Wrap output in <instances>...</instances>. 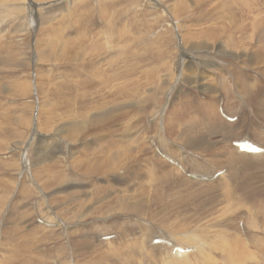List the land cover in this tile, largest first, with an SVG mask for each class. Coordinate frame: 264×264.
I'll list each match as a JSON object with an SVG mask.
<instances>
[{"label":"rangeland","instance_id":"obj_1","mask_svg":"<svg viewBox=\"0 0 264 264\" xmlns=\"http://www.w3.org/2000/svg\"><path fill=\"white\" fill-rule=\"evenodd\" d=\"M253 1L249 2V0H235V3H237L235 9L236 15L232 19H224L218 21L220 12L222 10L221 3L222 5H224L225 0H0V57L5 58L10 54L15 55L17 53V50L12 49L10 46L20 45L22 48L21 52H24V64L29 70L28 71L25 69H19L20 75L24 78H31V90L26 100L14 101L11 99H4L3 101L6 102V104L9 102L7 104V107L8 105L15 107L18 104V109L12 110L11 113H15L17 110L18 113H21L22 111H20L19 109L24 108L22 106L23 102L24 104H30V107L26 109L27 112L25 114V117L27 119L30 118V124L29 126L28 124L24 126L19 125L20 128H18L14 127L16 126L15 121L11 123L5 122L4 127H7L6 129L14 127V130H12V132L6 131L5 128L3 130H0V180L4 179L1 180V182H3V185L1 183L0 186L1 188H4V191H6L2 192L3 190L0 188V200H3V204H0V264H11L15 262L17 264H63L62 261H70L71 264H76L77 260H83V257H81L80 255L84 253H87L85 260H87L88 262L91 257V253L96 248H94L90 244V246L88 245L87 247L79 245L77 249L74 248L73 242H81L79 240H91L93 245L95 246H99L100 243L106 242L104 243V245H100V247L97 248L98 251H101V248L103 247V250L101 252L108 250L110 245L114 247H120L122 245L120 241H123L125 239L128 240V243L135 240L145 239L146 244L148 245L147 240H149L148 238H150V236H161L162 234H166L165 236L167 238L174 241L176 240L175 238L183 236V233L185 235L191 233V236L193 238H195V236L197 235L202 234L204 235V242L212 241L216 244H219L220 233L222 234L225 231H228L230 233L231 231L234 232L235 228L238 225H241L242 227V222L243 226L244 223H246L244 231L248 235H252L251 237H253V235H255L256 233L259 239L264 238L263 223L259 222V227L263 228V230L260 229L256 232L254 231V233L253 230L250 229V231H252L251 234L248 231L249 226L247 225L249 223V220L252 219L253 216L256 214V211H262L264 220V160H245L236 157L235 151L232 150L234 149V147L230 144V141L229 143H225L227 136L225 134L226 132L220 134L217 133L210 136L208 133H203L208 134L206 137L211 140L210 143L212 147L211 151L205 153L206 156L200 155L199 157V154H197L198 152L195 153L192 150L187 151L186 149H184L186 148V146L181 141L178 142L172 138L171 131L180 134L182 126L175 127L173 130H170V132L167 133L166 130L163 128L162 123L159 122L161 120V117H159L157 122L155 121V123L152 119L148 121H139V124L144 126H146L147 124L151 125L152 123H154L153 126L158 127V130H153L147 132L146 134H136L137 130L135 129L133 131L134 134H125L128 130L132 129L135 126L134 116V122L132 120V122H129L128 120L130 119L128 118L134 115V112L132 111V106L134 104V100L137 101L138 99V95L136 94V92H146V95H143V97L147 98L145 96H148L147 94H149L153 89V85L151 83L152 78L153 81L158 79L159 71L158 73H153V71L150 69L151 66H147L150 62L149 60L153 57V51L156 50L161 52V48L164 47L162 52H165L167 49L166 41L168 40L169 51L177 53V51L183 49V51L187 54L197 55L201 52V44L203 42H212V39L216 37L219 38L221 41L230 43V41H232L234 37L240 36L244 32L243 30H249L250 26L253 24L254 26H251V29L254 28L253 31H250L249 35L242 40L245 42L246 39H248L252 34L256 32L255 27L258 26L256 24L262 22H259V20H264V5L260 7V3L264 4V0H255V9L258 7L263 8L262 10L260 9L261 12L260 10H258L259 8L256 9L258 11L254 10L255 13L253 11V6L255 4ZM185 3L188 5H185ZM258 4L259 6H257ZM250 5L253 6L250 7ZM132 6L133 8L131 9ZM127 8L131 9L129 13H125V10ZM251 11L253 12L251 13ZM247 13H249L251 16ZM109 16H112L113 20H109ZM202 17L204 18V21H200V18ZM252 18H255V20H253ZM113 21H115L116 27H119L118 29L120 30H118L117 28L115 29L114 34L116 37L114 36L113 32L110 35L114 38L113 44L110 46L111 50H121L122 52V50L124 49L121 48L126 47L128 49V47L131 48V46H134L136 43V48H131L132 53H130V50H128V54L130 55L123 56L125 57V59L121 56L122 59L119 60V58H117L115 60L113 55L111 56L112 52L108 50V45L111 40L109 42V40L106 38L107 32L104 33V27L105 24ZM157 21H160L159 24L160 26H162V30L169 31V34H166L164 38H162L164 42L161 43L163 44H160L159 37H157V33H160L162 31L161 28H154V24H156ZM245 25L246 27L243 28V26ZM234 30H238L239 35H236L238 34V32L236 31L235 33ZM216 33L221 34V36H217ZM121 34L126 35L127 38L125 36L123 38ZM133 37H135V39H133ZM136 37H138V39L144 38V42L141 39L138 40ZM169 37L171 38V41H173V43L170 42ZM184 39L189 42L190 46H185ZM55 40L57 45L55 44ZM101 41L102 43H100ZM128 41L129 43H126ZM59 42H61L60 45ZM130 42L134 43V45H130ZM148 44L151 46L149 47ZM58 45L60 47H58ZM66 45L67 47H69L67 48ZM55 47L57 51H55L56 49L54 50ZM58 49L60 50L58 51ZM62 50L63 52L67 51V54L63 53ZM45 51H50L51 53L52 61L50 62V64L42 62L41 59L39 60L40 57L38 56H43L44 54H47V52ZM133 51L137 53L134 54L135 52ZM59 52L61 53V55H59ZM103 52L105 53L104 55ZM172 52L167 54L166 57L168 59L166 58L164 62H174L176 60L177 57ZM139 53L142 54H140L142 58H145H143L144 60L141 59V61H139V59L141 58V56L139 58ZM132 55L134 58H131ZM100 56L102 58H100ZM114 56H116V53L114 54ZM217 56L215 58L217 62H219L218 64L223 66L224 69H227V61H229V63L232 61L233 63L238 62L233 57L219 55ZM53 57L55 58V60L53 59ZM69 57H72V59H70ZM65 58L67 60H70V62L68 61V64L70 66L72 64L73 66L70 67L69 65H64L65 63L63 62L65 61L67 64V60H65ZM76 58L78 61L76 60ZM126 58L129 63L128 61H126ZM170 58L171 60H169ZM227 58L229 59L227 60ZM93 59L97 62H95ZM108 59H111L112 62H110V60ZM131 59H133L134 61ZM101 60L103 63L101 62ZM100 62L102 64H100ZM97 63L99 66L97 65ZM110 64L114 69H110ZM117 65L118 67H120L119 65H122V68H118ZM123 65H125V67ZM162 65L163 63L161 64V66ZM101 66L103 68V72ZM99 67L101 69H99ZM165 67L166 66H164V68ZM2 68L3 66H0V69ZM115 68L118 69L115 70ZM123 68L124 70H121ZM164 68H161L162 71ZM70 69L74 70L71 71ZM78 69L80 70L78 71ZM263 69L264 66H262V70ZM219 70L222 72L220 67ZM113 71H117V73ZM239 71L246 70L244 67L237 68L233 72V75L235 74V72ZM125 72H128V74L130 75L127 77L125 75ZM30 73L32 74L31 76ZM70 73H72V75H70L72 77L69 76ZM92 73L94 74L93 76ZM73 74L76 75L74 76ZM95 75L99 77L104 76V79L109 82L106 83V81L104 80L100 81ZM114 76L117 78V80ZM170 76V74L164 75L163 78L167 80V78H169ZM223 76L227 79L228 84L233 87L234 90L235 82H233V79L235 78V75L232 78L230 74L223 72ZM66 78L68 79V81H71L68 82L66 80L65 82ZM72 78L75 79V81ZM4 80V78L3 80L2 78H0V83H3ZM93 80L95 82L97 80L102 84L98 82H96L98 84H92L91 81ZM258 80L260 81V83H258L257 85L264 87V77L262 74L258 75ZM248 82L254 84L249 80ZM88 84L91 85L89 86ZM104 85L106 87L108 86V89H105ZM91 86H93L94 88H91ZM110 87L113 91L109 90ZM165 87L166 86H163L161 88L163 89V93L159 96L163 97L165 93L164 99L161 100L162 106H164L166 109L165 111H167L164 114V117H169L170 114H172L176 103H179V101L181 103L185 95L186 98L184 100H187L189 99V97H191L192 99H194L195 103H198L199 97L202 98V100L198 104L199 111H202V108L200 107L201 102L204 103L205 101L206 103V101H210L205 94L197 91L195 88L188 87L187 85H184L183 87L186 92L183 94L180 92V94L177 96L169 95L168 89H164ZM119 89L122 93L118 91ZM126 89H128V92ZM116 90L117 92H119L120 96L118 93L114 92ZM98 91L101 93V97ZM108 91H110V95H108ZM106 92L107 94H105ZM84 93L86 95H84ZM111 94L115 97L112 98ZM94 95L97 97H94ZM121 97L122 99H120ZM127 97L130 98L128 99ZM101 98L104 99L102 100ZM105 98L107 99V101ZM232 98L240 101L239 108L243 109V115L253 117L255 122H259V120H256L254 117L253 108L248 105V102L244 100L243 96L240 93L234 90ZM122 100H125L124 104L127 103V105H125L127 107L126 111L128 110V107H132V114L130 113L131 111H129L130 109L128 110L131 115L128 113V111H124L125 106ZM129 100H132V102H127ZM85 101L86 103H84ZM96 101L99 102L97 103ZM100 102L102 105H99ZM87 104H90V107L89 105L87 106ZM92 104L93 107H91ZM95 104L98 105H96L97 107L100 106L99 109L95 107ZM220 105L223 107V100ZM84 106H86V108ZM105 106H108L107 108L109 109H103ZM119 106L121 107L119 108ZM151 107H154V105H152ZM90 108H92L91 111ZM121 108L124 111L122 113L120 112L121 110H119ZM182 108L183 110L188 112L189 117L194 116L196 118L197 115L199 117L202 116L192 110L189 103L185 104V106ZM53 109L55 112H53ZM55 109H57V111ZM150 110L152 109L150 108ZM85 111H88V113H90L86 122H83L80 116ZM100 111L101 113L99 114L98 112ZM103 112L111 113V117L110 115L108 117V114L107 116H104L105 113ZM125 112L128 114V117L127 114H123ZM96 113L98 115H96ZM112 113L115 115V118L118 117V121L117 119H113L114 115ZM102 115L104 116V118ZM121 115H124L125 117L122 118L123 116ZM172 116L173 114L171 115V117ZM12 117L15 118V120L17 121L19 115H13ZM168 117L166 118V120H168ZM108 118L110 119V121ZM180 118L187 121V119H184V117ZM111 119H113V124L107 123V120L109 122H112ZM237 119L238 117H232L228 120L233 123L236 122ZM102 121L105 122L103 123ZM127 122H129V124ZM98 123H100L101 125ZM105 123L109 125L106 126ZM131 123H134V125H130ZM125 124L127 127H122L123 125L125 126ZM97 127H99V129ZM93 128L94 130H92ZM21 130L23 131L25 137L23 136ZM85 131L86 136L85 134H83V132L85 133ZM21 134L23 138L20 136ZM3 135L4 137H2ZM9 136L12 137L8 139ZM18 137L21 139H19ZM136 139L142 140L141 143H144L148 148H150V146H154V149L156 151H161L162 153H164L165 155L162 156L163 159H165L166 162H169L170 164L171 162L168 160L172 159L170 155H173L174 157L178 158L176 160L182 164L179 159L184 161L182 156L187 157L188 154L190 156V160H193L192 156L200 158L202 162L205 160V163H207L205 164L204 168H211V164L216 166L214 169H211L208 172L201 173L208 174V176L206 177H201V182L198 180V175H200V173L190 174V172H188L187 175L184 174L182 177L183 180H179L177 183H175L172 190L173 192L171 191L173 194H179V191L184 190L186 193L185 195H189V193L190 195H199L198 191H200L201 189H206V191H208L209 193L217 191L216 194H218L219 203L217 208H214V204H211V206H207V204L203 203V200L200 197H195L194 199L187 198L186 203L188 205H186V203H183V205L180 204L181 206H183V208L181 207L182 210H180V214H182V217L185 215H188V217L192 216L183 220L180 224V226H186L188 223H193V226L189 229L188 233L185 230L174 232L173 227L171 226V223L173 221L179 222L181 218V215L179 213H172L168 211V214V212H165L164 210H162L161 212L159 209L150 212L147 211L148 209L146 207L145 209L143 208L144 206H142V204L139 202L140 198H138L139 200L135 199V194H137L138 189L141 190L140 183L146 184V182H149L150 180L146 177H142L139 179H135V177H133V173L136 172L138 169H145V164H142V166L134 167V172H128L123 169H116L117 172L113 170L108 173H105L104 175L95 174L94 176L90 177L82 173V170L83 172H85L88 169H94L96 171V166L99 165L100 162L102 164L109 151L115 152L114 154L117 155L121 153L120 151L118 153V149H120L121 147L124 149H128L129 151L131 150L130 152L134 154V143L136 142ZM162 139H165V144L163 143ZM233 139H243L242 141L249 139L251 142H258L250 133V129L248 128L241 130L240 135L236 136ZM75 140L78 141L75 142ZM159 140H161L162 142ZM92 141H95V143H93ZM171 144L173 146H168ZM169 147L173 148L169 149ZM216 149L218 150V157L216 156L217 159L213 155V152ZM170 150L173 151V154L169 152ZM4 152L6 154H4ZM95 152L96 156L94 155ZM176 152L180 154L178 155ZM188 152H190L191 154ZM101 153L102 157L99 158V156H101ZM51 154H53L54 156ZM231 154L235 155V164H238L240 166L248 165L250 167H245V169L248 168V170L246 171L242 167L243 172H241L238 168L239 173L238 171L234 170L235 172L231 171V174L229 172L230 167L225 166L227 165V156H229L230 159L233 160ZM152 155L155 156V154L153 153L149 155L146 151L143 153L142 157L148 158ZM92 156L94 157V159H96L95 161L93 160ZM39 159L42 160L41 163H39V165L35 164V162ZM74 159H78L79 161H76L80 162V164H78L76 168L72 167L73 165H75L76 162L73 161ZM85 160L87 162L89 161V167H87L88 165L86 163L84 164H86L87 166L83 164ZM58 162H60V167L54 170L55 173L51 172V175L57 174V171L59 169L63 172L61 176L59 174H57V176L61 180L62 176L63 178L65 177V181H63V185H56L55 188L50 189L47 183L48 179L46 171L52 168L53 166L58 167ZM81 162L83 165L81 164ZM95 162H98L99 164H96ZM120 162L121 161H118L117 163ZM78 167H84V169ZM217 170L221 171L216 174L217 176L215 175L216 177H212L211 174L215 173ZM193 171L195 172L198 170L193 169ZM229 173L232 179L230 178ZM191 175H193L194 178ZM235 176L236 178H238L236 179ZM13 182L15 183V185L17 184L18 187L17 185L12 186L14 185ZM218 182L219 184L216 189H212L211 187L209 188L207 186L209 185V183L217 184ZM223 182L228 183L231 193L234 194L232 196V199L234 201H231V205H229L224 200V195L221 196L223 191L222 186L226 185ZM8 184L10 187L8 186ZM100 186L108 187L111 190L108 189V192L100 193L101 195L97 194V191L95 190L96 188L98 189ZM14 187L16 188L14 189ZM126 187L130 188L127 190ZM114 190H116L117 192ZM131 194L132 196L130 197ZM120 195L126 196L124 199H122L123 202L121 199H119L120 201L117 202L115 205H123L126 203L131 205L132 202L135 201L137 205L133 203L134 205L132 204L131 206H136L139 210L135 209L136 211L134 212L132 209L125 208L124 210H119L117 212L115 210H112V208L114 207L107 206V204H109L117 196ZM127 195H129V197ZM128 199L130 200V202H128ZM88 201H92L90 205H92V207L98 206L100 210L97 208L95 212L90 213L89 215L87 214L88 216L85 219H80L77 217L78 219L72 220V216L74 214L73 207H76L78 213H80L81 209L79 208V206L87 203ZM84 210L85 209H83V211ZM38 217L43 218V220L46 221V224L53 223L49 224L51 229L47 228L46 226L48 225L43 224V222L39 220ZM223 218L232 219L222 222L221 220ZM240 221L241 224H239ZM163 225L165 226L163 227ZM246 225L248 227H246ZM171 228L173 231L170 230ZM228 228H230L231 231L227 230ZM74 232L75 234L73 236L69 235ZM87 232L91 234L87 235ZM104 233L111 234H109L107 238H101V241L98 236ZM173 236H175V238H173ZM263 242L264 239L262 243ZM160 243H162V241ZM160 243L152 242V246L154 247ZM63 245H65L64 248L57 251V248H60ZM257 245V250L251 248L252 251H255L256 258L254 260H248L243 264H250L251 262H257V264H264V247L262 249V246L259 243H257ZM89 247L90 249H88ZM190 250L193 251L194 248L192 247L190 248ZM215 255H217V257L221 261L223 257H225V255H221L220 252L215 253ZM74 256L77 257V260L74 259ZM42 259L44 260L42 261ZM89 263L92 262H88V264ZM224 263L229 264L226 261H224ZM96 264H98V262H96ZM109 264H115V262L110 261Z\"/></svg>","mask_w":264,"mask_h":264},{"label":"bare ground","instance_id":"obj_2","mask_svg":"<svg viewBox=\"0 0 264 264\" xmlns=\"http://www.w3.org/2000/svg\"><path fill=\"white\" fill-rule=\"evenodd\" d=\"M15 1V0H14ZM18 1V0H17ZM239 1V0H238ZM248 1V0H246ZM253 1V0H251ZM249 0V2H251ZM258 1V0H257ZM262 1V0H261ZM255 4L254 6L253 5H250L254 7L253 11L258 9L256 7V2L255 0L253 1ZM260 3V2H259ZM32 4V3H31ZM119 4V3H118ZM246 4V3H245ZM253 4V3H252ZM33 5V4H32ZM120 5V4H119ZM185 5H188L185 3ZM236 5L237 3H235V0H225V3L224 5H222L221 3V12H220V16L218 18V21L220 20H224V19H232L235 15H236V12H235V9H236ZM262 3H260V7H262ZM259 6V4L257 5ZM238 7V6H237ZM249 7V8H250ZM252 7V8H253ZM133 8V6L131 7V9ZM248 8V9H249ZM131 9H126L125 10V13H129V11ZM262 10L263 8H259L258 10ZM251 10V9H250ZM256 10V11H258ZM260 10V12H261ZM264 10V9H263ZM95 11V10H94ZM244 11V10H243ZM247 11V10H246ZM245 11V12H246ZM251 11V13L253 12ZM259 12V13H260ZM89 13V12H87ZM255 13V11H254ZM249 14V13H247ZM77 15V14H76ZM109 15V14H108ZM250 15V14H249ZM248 15V16H249ZM262 15V14H260ZM127 16V15H126ZM251 16V15H250ZM80 17V16H79ZM125 17V16H124ZM113 17L112 16H109V20L112 19ZM260 18H263V17H260ZM248 19V18H247ZM253 19V18H252ZM251 19V20H252ZM259 19V17H258ZM257 19V20H258ZM113 20V19H112ZM255 20V18L253 19ZM200 21H204V18H200ZM263 22L264 20H259V22ZM254 22V21H253ZM252 22V23H253ZM258 22V21H256ZM261 22V23H262ZM70 23V22H69ZM88 23H91V22H88ZM105 23V21H104ZM160 21H157L156 24H154V28H161L162 30V26H160ZM256 24L258 26L255 27V30L256 32L254 34H252L248 39L244 41H242L244 38H246L250 31H253V29H251V25L249 30H241L243 33L240 35V36H236L234 37V39L232 41L229 42H224V41H221L219 38H213L212 39V42L208 41L207 42H203L201 44V52L199 54H187L183 51V49H180L179 51H177V53H174L172 51H169L168 49V45H169V42L168 40L166 41V51L165 52H162L163 48H161V52L160 51H153V57L149 60L150 62L148 63L147 66H151V70L153 71V73H158L159 71V76H158V79L154 80L153 81V78L151 80V83L153 85V89L152 91L147 94L148 96H145L147 98H144L143 95H146V92H136V94L138 95V99H137V96H136V99L137 101L134 100V104H133V112H134V115L130 116V120H128L129 122L132 120H134L135 118V126L128 130L127 135H130L133 133V131L136 129L137 132L136 134H146L147 132H150V131H153V130H158V127H154L153 124L155 123V121L157 122L158 118L161 117V120L159 122L162 123V126L163 128L166 130L167 133L170 132V130H173L175 127H179V126H182V129H181V133H177V132H173L171 131V136L174 140L176 141H181L185 146L187 151H194L195 153L198 152L197 154H199V157L200 155L201 156H206L205 153H207L208 151H211V143L208 139V137H206L208 134L209 136L210 135H214V134H217V133H223V132H226L225 134L227 135L226 136V142L229 143L230 141V144L234 147V149H232L233 151H235V154H236V157L238 158H242V159H245V160H264V87L263 86H260V85H257L258 83H260V81L258 80V75L259 74H262L263 77H264V69L262 70V66H264V22L261 24ZM230 24V23H229ZM151 26V25H150ZM249 26V25H248ZM254 26V25H253ZM245 26H243V28H245ZM116 25H115V21L113 22H108L107 24H105V32H107V36L106 38L109 40H111V42L109 43L108 45V50H110L112 52L111 56L113 55L114 59L116 60L117 58L122 59L121 56H125V55H130L128 54L130 50V53L131 52V48L132 47H135L136 46V43L134 45V43H131L130 45H134V46H131V48L128 47V49L126 47H123L121 49H124L122 50H117V51H113L111 50V45L113 44V37H111V33L113 32V34L115 33V29H116ZM119 28V27H118ZM117 28V29H118ZM103 29V30H104ZM127 29V28H125ZM247 29V28H246ZM251 29V30H250ZM120 30V29H118ZM159 30V29H157ZM156 30V31H157ZM201 30V29H200ZM148 31V30H147ZM155 31V32H156ZM235 31V30H234ZM238 32V34L236 35H239V31L236 30ZM235 31V33H236ZM140 32V31H138ZM154 32V33H155ZM158 32V31H157ZM156 32V33H157ZM148 33V32H147ZM159 33V32H158ZM157 33V37H159V40H160V44H163L161 42H164L162 40V38H164V36L166 34H169V31H166V30H162L159 34ZM84 34V33H83ZM82 34V35H83ZM139 34V33H138ZM200 34V33H199ZM122 37L124 38V36L127 38L126 35H123L121 34ZM149 35V34H148ZM160 35V36H159ZM217 36H221V34L219 33H216ZM115 36V34H114ZM145 36V35H144ZM168 36V35H167ZM91 37V36H90ZM116 37V36H115ZM150 37V36H149ZM156 37V38H157ZM171 37V36H170ZM169 37V38H170ZM104 38V36H103ZM138 39V37H136ZM146 38V37H145ZM151 38V37H150ZM133 39H135V37H133ZM141 39V38H139ZM138 39V40H139ZM144 39V38H143ZM143 39H141L143 41ZM129 40V38H128ZM153 40V38H152ZM173 40V39H172ZM107 41V40H106ZM136 41V40H135ZM148 41V40H147ZM185 41V46H190L189 42L184 39ZM140 42V41H138ZM144 42V41H143ZM170 42L173 43V41H171V38H170ZM61 42H59V45H60ZM102 43V41L100 42ZM126 43H129L126 42ZM55 44L57 45L56 43V40H55ZM147 44V43H146ZM157 44V43H156ZM165 44V43H164ZM184 44V43H183ZM58 45V47H60ZM64 45V44H63ZM149 45V44H148ZM151 45H149L150 47ZM165 46V45H164ZM12 49H15L17 50V53L15 55H8L7 57L5 58H1L0 57V66H3L2 69H0V78H3L5 79L3 83H0V130H3L4 128L6 129L7 127H4V124L5 122H8V123H11L13 121L16 122V126L14 127H18L20 128V126H24V125H27L29 126L30 124V118H26L25 117V114H26V109H28L30 107V104H22V106L24 108H21L19 109L20 111H22L21 113H18V110L15 112V113H11L12 110L14 109H18V104L15 106V107H12L10 105H8L7 107V103L6 102H3L4 99H11V100H26L27 97L29 96L30 94V90H31V82H30V79L31 78H24L23 76L20 75V70L19 69H25V70H28L27 67L25 66L24 64V52H21L22 48L20 45H13V46H10ZM67 47V45H66ZM64 47V48H66ZM69 47V46H68ZM67 47V48H68ZM136 48V47H135ZM134 48V49H135ZM56 49V47L54 48V50ZM60 49H58L59 51ZM64 50V49H63ZM62 50V52H63ZM66 50V49H65ZM93 50V49H92ZM136 50V49H135ZM57 51V49L55 50ZM105 51V50H104ZM47 52V54L43 56H38L40 57L39 60L41 59L42 62L44 63H49L52 61V58H51V53L50 51H45ZM67 51L63 52V53H66ZM135 52V51H133ZM174 53L176 55V60L174 62H164V60L167 58V54L168 53ZM55 53V52H54ZM58 53V52H57ZM56 53V54H57ZM60 53V52H59ZM100 53V52H98ZM116 53V56H114V54ZM137 52H135L134 54H136ZM42 54V53H41ZM67 54V53H66ZM70 54V52H69ZM97 54V53H96ZM102 54V53H100ZM105 53L103 52V55ZM141 53H139V58ZM58 55V54H57ZM61 55V53L59 54ZM63 55V54H62ZM107 55V54H106ZM219 55V56H227V57H233L234 59H236L238 62L237 63H233L229 61H227L229 58H227V69L223 68V66H221L220 64H218L219 62H217L216 60V56ZM71 56V55H69ZM94 56V54H93ZM110 56V58H111ZM169 56V55H168ZM112 57V58H113ZM129 57V56H128ZM127 57V58H128ZM150 57V56H149ZM51 58V59H50ZM67 58V57H66ZM65 58V60H67ZM70 58V57H69ZM92 58V57H91ZM97 58V57H96ZM95 58V59H96ZM100 58H102L100 56ZM99 58V59H100ZM107 58V57H106ZM105 58V60H106ZM125 59V57H123ZM126 58V61H128ZM130 58V57H129ZM131 58H134L133 55ZM135 58H136V55H135ZM144 58V57H143ZM142 56L141 58L139 59V61H141V59H143ZM218 58V56H217ZM46 59V60H45ZM53 59L55 60V58L53 57ZM64 59V58H63ZM72 59V57L70 58ZM98 59V58H97ZM96 59V60H97ZM145 59V58H144ZM143 59V60H144ZM168 59V58H167ZM53 60V61H54ZM77 60V58H76ZM94 60V59H93ZM96 60H94L95 62H97ZM111 61V59H108ZM107 60V61H108ZM118 60V61H119ZM133 60V59H131ZM136 60V59H135ZM142 60V61H143ZM171 60V58L169 59ZM58 61V60H56ZM55 61V62H56ZM60 61V60H59ZM68 61L70 62V60H67V64H66V61L63 62L65 63L64 65L68 66ZM78 61V60H77ZM106 61V62H107ZM134 61V60H133ZM224 61V62H225ZM41 62V63H42ZM85 62V61H84ZM91 62V61H90ZM94 62V63H95ZM102 62V60H101ZM100 62V64H102ZM115 62V61H113ZM145 62V61H144ZM223 62V63H224ZM58 63V62H57ZM93 63V62H92ZM129 63V61H128ZM143 63V62H142ZM163 63V65L161 66V64ZM79 64V63H77ZM76 64V65H77ZM96 64V63H95ZM241 64V66H240ZM74 65V66H76ZM98 65V63H97ZM96 65V66H97ZM113 65V64H112ZM127 65V64H126ZM130 65V64H129ZM220 65V66H219ZM70 66V65H69ZM71 66H73L71 64ZM70 66V67H71ZM83 66V65H82ZM99 66V65H98ZM103 66V65H102ZM101 66V68H102ZM105 66V65H104ZM112 69L113 67L111 66V64L109 65ZM121 68H122V65H119ZM125 67V65H123ZM132 66V65H131ZM130 66V67H131ZM164 66H166L164 68ZM86 67V66H84ZM92 67V66H91ZM106 67V66H105ZM104 67V68H105ZM118 67V65H117ZM118 67V68H120ZM128 67V66H127ZM135 67V66H133ZM164 68L163 71L161 68ZM219 67L221 68L222 72L219 70ZM226 67V66H225ZM245 68L246 71H239V72H235V78L233 79V82H235V85H234V90L238 93H240L244 100L246 102H248V105H250L253 110H254V117L256 120H259V122H255L254 121V118L253 117H248L246 115H243L242 113V110L243 109H240L239 106H240V101L237 100V99H233L232 98V94H233V87H231L228 82H227V79L223 76V72L227 73V74H230V76L233 78L234 75H233V72L237 69V68ZM63 68V67H62ZM65 68V67H64ZM73 68V67H72ZM76 68V67H75ZM74 68V69H75ZM97 68V67H96ZM99 67V69H101ZM118 68H115L118 69ZM146 68V67H145ZM73 69V70H74ZM98 69V68H97ZM114 69V68H113ZM71 70V69H70ZM71 70V71H73ZM80 69H78L79 71ZM90 70V69H89ZM121 70H124L121 69ZM126 70V68H125ZM29 71V70H28ZM68 71V70H67ZM66 71V72H67ZM83 71V70H82ZM92 71V70H91ZM238 71V70H237ZM256 71V72H255ZM65 72V73H66ZM96 72V71H95ZM102 72H103V68H102ZM113 72H116L117 71H113ZM126 76L128 77L130 74H128V72H125ZM82 74V73H81ZM99 74V73H98ZM115 74V73H114ZM171 75L169 78L164 79L163 76L164 75ZM24 75V74H23ZM32 74L30 73V76ZM72 75V73L69 74V76ZM74 75V74H73ZM76 75V74H75ZM74 75V76H75ZM94 74L92 73V76ZM116 75V74H115ZM212 75H215V76H212ZM81 76V75H80ZM96 76V75H95ZM72 77V76H70ZM100 81L104 80V76H96ZM115 77V76H114ZM148 77V76H147ZM68 78V77H67ZM65 79V82L66 80L68 81V79ZM90 78V77H89ZM108 78V77H107ZM116 78V77H115ZM150 78V77H149ZM73 79V78H72ZM95 79V77H94ZM97 79V80H98ZM75 81V79H73ZM96 80V82H98ZM117 80V78H116ZM248 80L254 84H251L248 82ZM71 81V80H70ZM68 81V82H70ZM1 82V81H0ZM46 82V81H45ZM92 84H98V83H101V82H98L96 83L94 80L91 81ZM109 82V81H108ZM106 81V83H108ZM105 83V82H104ZM70 84V83H69ZM75 84V83H74ZM87 84V83H86ZM102 84V83H101ZM72 85V84H71ZM89 85V84H88ZM87 85V87H88ZM91 85V84H90ZM89 85V86H90ZM184 85H187L188 87H191V88H195L197 91L203 93L206 95V97L210 100L209 102L204 101L200 103V107L202 108V111L200 112L198 109V104L199 102L202 100L201 97H199L198 99V103H195L194 102V99H192L191 97H189V99L187 100H184L186 98V95L183 97V101L180 103H176V105L174 106V109L172 111V114L173 116L171 117L172 114H170V116L168 117V120H166L167 117H164V114L167 112L165 111V107L162 106V102L161 100L164 99V96H165V93L163 95V97H159L160 95H162L163 93V89H161L163 86H166L164 89H168V92H169V95H172V96H177L180 94V92L183 94L186 92V90L183 88ZM75 86V85H74ZM82 86V85H81ZM102 86V85H100ZM45 87V86H44ZM71 87V86H70ZM93 86H91L92 88ZM105 89L107 88L108 89V86L106 87L104 85ZM103 87V89H104ZM117 87V86H116ZM77 88V87H76ZM80 88V87H78ZM94 88V87H93ZM102 88V87H101ZM100 88V89H101ZM119 88V87H118ZM74 90V89H73ZM109 90H112V88L110 87ZM127 92H128V89H126ZM52 91V90H51ZM113 91V90H112ZM120 91V89L118 90ZM99 92V91H98ZM105 92V91H104ZM108 95H110V91H108ZM115 93H118L117 90L114 91ZM121 92V91H120ZM54 93V92H53ZM56 93V92H55ZM100 93V92H99ZM103 93V91H102ZM122 93V92H121ZM124 93V92H123ZM195 93V92H194ZM107 94V92L105 93ZM117 94V95H118ZM135 94V93H134ZM132 94V95H134ZM199 94V93H198ZM84 95H86L84 93ZM90 95V94H89ZM116 95V94H115ZM104 96V95H103ZM112 98L115 97L111 94ZM120 96V94H119ZM123 96V95H121ZM128 96V95H126ZM223 96V97H221ZM7 97H10V98H7ZM86 97V96H85ZM94 97H97L94 95ZM100 97H101V93H100ZM106 97V96H105ZM110 97V96H108ZM56 98V97H55ZM128 98V97H127ZM130 98V97H129ZM128 98V99H129ZM133 98V97H132ZM169 98V97H168ZM87 99V98H86ZM102 100L104 98H101ZM106 99V98H105ZM115 99V98H114ZM117 99V98H116ZM119 99V98H118ZM122 99V97L120 98ZM119 99V100H120ZM124 99V98H123ZM56 100V99H55ZM85 100V99H84ZM91 100V99H90ZM109 100V99H108ZM217 100V101H216ZM222 100L224 101V105L223 107L220 105V103L222 102ZM105 101V100H104ZM107 101V99H106ZM105 101V102H106ZM110 101V100H109ZM108 101V102H109ZM117 101V100H116ZM124 101L125 100H122L123 104H124ZM216 101V103H215ZM73 102V100H72ZM94 102V101H93ZM97 102V101H96ZM99 102V101H98ZM97 102V103H98ZM114 102V101H113ZM112 102V103H113ZM127 102H132V100L130 101H127ZM52 103V102H51ZM55 103V102H54ZM75 103V102H74ZM86 103V101L84 102ZM104 103V102H103ZM110 103V102H109ZM121 103V102H120ZM189 103L192 110H194L197 114L199 113L200 115H202L201 117H199L198 115L196 116V118L194 116H191L189 117L188 115V112H186L185 110H183L182 107L185 106V104ZM65 104V103H64ZM94 104V103H93ZM93 104L91 105V107H93ZM111 104V103H110ZM114 104V103H113ZM131 104V103H130ZM216 104V106H215ZM21 105V103H20ZM89 105L90 107V104H87V106ZM97 104H95V107L99 109V107L96 106ZM99 105H102L101 102ZM127 105V103L124 104V106ZM152 105H154V107H151ZM33 106V105H32ZM123 106V105H121ZM119 106V108L121 107ZM129 106V105H128ZM69 107V106H68ZM71 107V106H70ZM86 108V106H84ZM103 107V106H101ZM106 107V106H105ZM103 108V109H109V108ZM132 107H128V110L131 111V108ZM64 108V106H63ZM95 108V109H96ZM150 108L152 110H150ZM216 110H215V109ZM92 108H90V111H91ZM117 109H118V106H117ZM116 109V110H117ZM127 107L125 106V110L126 111ZM57 111V109H55ZM86 110V109H85ZM94 110V109H93ZM121 110L120 112H124L123 109H119ZM127 110V111H128ZM101 111H102V108H101ZM98 112L99 114L101 113ZM109 111V110H108ZM113 111V110H111ZM118 111V110H117ZM126 111V112H127ZM128 111V113H129ZM130 112L131 114L133 112ZM53 112L54 109H53ZM119 112V111H118ZM123 113L124 115H126L127 113ZM137 112V113H136ZM63 113V112H62ZM90 113V112H89ZM89 113L88 111H85L83 114H81L80 118L82 119V121L86 122V120L88 119V116H89ZM105 113V112H103ZM120 113V114H121ZM129 113V114H130ZM52 114V113H51ZM108 114V117L111 113H105L104 116H107ZM113 114V113H112ZM119 114V113H118ZM130 114V115H131ZM168 114V113H167ZM240 114V115H239ZM13 115H19L17 121L15 120V118H13L12 116ZM60 115V114H59ZM96 115H98L96 113ZM114 115V114H113ZM124 115H121L123 116L122 118H124L125 116ZM230 115V116H229ZM103 116V115H102ZM103 116V118H104ZM134 116V118H133ZM111 117V115H110ZM113 117V116H112ZM127 117H128V114H127ZM126 117V118H127ZM180 117H184V119H187L186 120H183L182 118ZM232 117H238L237 121L236 122H230L228 119H231ZM94 118V117H93ZM96 118V116H95ZM94 118V119H95ZM98 118V116H97ZM133 118V119H131ZM92 119V118H90ZM107 119V118H106ZM109 119V118H108ZM113 119H117L118 121V117L115 118V115L113 117ZM111 119V121L113 120ZM152 119L154 123H152L151 125L147 124L146 126L144 125H140L139 124V121L141 120H145V121H148ZM110 121V119H109ZM107 120V123H112L113 124V121L112 122H109ZM116 121V120H114ZM123 121V120H122ZM131 121V122H132ZM103 123L105 121H102ZM129 122H127L129 124ZM76 123V122H75ZM91 123V121H90ZM134 123H131L130 125H134ZM261 123V124H259ZM84 124V123H83ZM96 124V123H95ZM95 124H92V125H95ZM100 124V123H98ZM120 124V123H119ZM124 124V122H123ZM259 124V125H258ZM20 125V126H19ZM101 125V124H100ZM106 126H108L109 124H106ZM257 125V126H256ZM86 126V125H85ZM84 126V127H85ZM103 126V125H102ZM122 126V125H121ZM151 126V127H149ZM256 126V127H255ZM13 127V126H12ZM14 127L13 128H8L6 129V131H11L14 130ZM104 127V126H103ZM122 127H127L126 124L125 126L123 125ZM131 127V126H130ZM255 127V128H254ZM86 128V127H85ZM99 129V127H97ZM116 128V127H115ZM245 128H248L250 129V133L253 135V137L256 139V141L258 142H250V140H244L242 141L243 139H233L235 138L236 136H239L240 135V131L245 129ZM108 129V128H107ZM106 129V131H107ZM128 129V128H127ZM143 129V130H142ZM16 130V129H15ZM94 130V128L92 129ZM91 130V131H92ZM96 130V129H95ZM126 130V129H125ZM22 131V130H21ZM20 131V132H21ZM19 132V131H18ZM74 132V131H73ZM95 132V131H94ZM23 133V131H22ZM104 133V132H103ZM107 133V132H106ZM203 133H208V134H203ZM3 134V133H2ZM17 134V133H16ZM83 134H85L86 136V131L85 133L83 132ZM96 134V133H95ZM105 134V133H104ZM134 134V133H133ZM157 134V133H156ZM7 135V134H6ZM94 135V134H93ZM224 135V134H223ZM22 138L24 136V133H23V136L22 134L20 135ZM19 136V137H20ZM33 136V135H32ZM84 136V137H85ZM105 136V135H104ZM160 136V135H159ZM1 137V136H0ZM4 137V135L2 136ZM12 136H9V138H11ZM18 137V138H19ZM25 137V136H24ZM74 137V136H73ZM93 137V136H92ZM100 137H101V134H100ZM7 138V137H6ZM34 138V137H33ZM70 138V137H69ZM88 138V137H87ZM21 139V138H19ZM73 139V138H71ZM69 139V140H71ZM6 140V139H5ZM17 140V139H16ZM24 140V139H23ZM96 140V139H95ZM113 140V139H112ZM78 141V140H77ZM75 140V142H77ZM91 141V140H90ZM97 141V140H96ZM154 141V140H153ZM161 141V140H159ZM163 143L165 144V139H162ZM161 141V142H162ZM93 142V141H92ZM90 142V143H92ZM135 142V140H134ZM142 140L140 139H136V142L134 143L135 144V147H134V154L131 153L128 149H124V148H121L118 149V153L119 151L121 153L115 155L114 153L115 152H111L109 151V153L107 154L106 158L103 160L102 164L100 162V164L98 162H95L96 164L98 163L99 165L96 166V171L93 169H88L87 167H89L88 165V162L85 160L84 164L85 166H87L86 168L88 169L87 171L83 172L82 170V173L88 177L90 176H94L95 174H102L104 175L105 173H108L110 171H113L116 169H123V170H126L128 172H132L134 169V167L136 166H142V164L144 165L145 169L144 168H141V169H138L136 172H134L133 174V177H135V179H139V178H142V177H146V178H149V182H146L141 184L140 183V188L141 190L138 189V192L137 194H135V199H138L140 198V203L142 204V206H144L143 208L145 209V207L148 209L147 211H154V210H157L159 209L161 212L162 210H164L165 212H172V213H179L180 214V210L181 207L183 208V206H181L180 204L183 205V203L185 204L186 201H187V198H191V199H194L195 197H200L202 200H203V203L204 204H207L211 206V204H214V208H217L218 206V194L217 191H214L213 193H209L208 191H206V189H201L200 191H198L199 195H185V191H179L178 193L179 194H173L172 190H173V187L175 185V183H177L179 180H183V175H187L188 172H190V174H196V173H200V175H198V180L200 181L201 177H206L208 176V174H201L202 172H208L210 171L211 169H214L216 166L211 164V168H204L205 164V160L202 162V160H200V158H197L195 156H192L193 160H190V156L187 154V157H183L182 158L184 159V161L180 160L182 162V164L180 162H178L176 159V157H174L173 155H170L171 158L173 159H168L171 164L169 162H166L165 159H163V155H165L164 153H162L161 151H156L154 149V146L150 148H148L144 143H141ZM242 142H249V143H252L253 145H255L256 147H258V149H260V152L263 153H260V152H257V153H260V154H257L256 152L254 151H251L249 149H246V152H241L240 151V148H238L236 145L239 144V143H242ZM4 143V142H3ZM7 143V142H5ZM20 143V142H19ZM24 143V142H23ZM26 143V142H25ZM95 143V141L93 142ZM255 143V144H254ZM129 144V143H128ZM163 144V145H164ZM8 145V144H7ZM114 145V144H113ZM14 146V145H13ZM70 146V145H69ZM112 146V145H111ZM115 146V145H114ZM118 146V145H117ZM131 146V145H130ZM165 146V145H164ZM168 146H173L172 144L171 145H168ZM10 147V146H9ZM65 147V146H64ZM166 147V146H165ZM229 147V146H228ZM11 148H12V145H11ZM14 148V147H13ZM69 148V147H68ZM107 148V147H105ZM119 148V147H118ZM173 147H169V149H172ZM216 148V147H215ZM218 148V147H217ZM154 149V150H153ZM225 149V148H224ZM55 150V149H54ZM152 150V151H151ZM223 150V149H222ZM102 151V150H101ZM108 151V150H107ZM148 152V154H155L148 157V158H143L142 155L144 152ZM182 151V150H181ZM191 151V153H192ZM129 152V153H128ZM171 154H173V151L170 150L169 151ZM213 152V151H212ZM14 153V152H13ZM162 153V155H161ZM177 153V152H176ZM190 153V152H188ZM190 153V154H191ZM217 153H218V150H214L213 152V155L216 157L217 156ZM2 154V153H1ZM4 154H6L4 152ZM10 154V153H9ZM54 154V153H53ZM51 154V155H53ZM72 154V153H71ZM98 154V153H97ZM100 154V153H99ZM178 155L180 153H177ZM239 154V155H238ZM36 155V154H35ZM96 156V152L94 154ZM166 155V156H168ZM182 155V154H181ZM209 155V153H208ZM38 156V155H37ZM54 156V155H53ZM164 156V157H166ZM169 156V157H170ZM197 156V155H196ZM230 156V154H229ZM227 156V161H226V164L225 166H229L230 167V173L231 171H238L239 173V170L238 168L240 169L241 172L242 171V167L245 169V167H250L248 165H243V166H240L238 164H235V155L234 154H231V157L233 160L230 159V157ZM36 157V156H35ZM91 157V156H90ZM102 157V153H101V156H99V158ZM209 157V156H208ZM214 157V158H215ZM218 157V156H217ZM216 157V159H217ZM68 158V157H67ZM93 160L95 161L96 159H94V157L92 156ZM91 158V160H92ZM97 158V157H96ZM38 159V158H37ZM54 159V157H53ZM69 159V158H68ZM34 160V159H32ZM36 160V159H35ZM60 160V159H59ZM78 160V159H76ZM75 159L73 161H76ZM121 161L120 163H117L118 161ZM178 162V163H176ZM5 161V160H4ZM41 159L37 160L35 162V164H38L41 163ZM79 161V160H78ZM76 161L75 162V165H73L72 167L73 168H76V166L78 164H80V162ZM83 161V160H81ZM102 161V160H101ZM214 161V160H213ZM218 162V161H216ZM221 163V162H220ZM223 163V162H222ZM82 164V162H81ZM82 164V165H83ZM60 162L57 163V166H53L52 168H50L49 170L46 171V175H47V179H48V185H49V188H55L56 185H63V181H65V177L63 178L62 176V180L57 176V174H59L60 176L62 175V172L63 171H60L58 169L57 171V174H53L51 175V172H54V170H56L57 168H59L60 166ZM72 165V164H70ZM82 165H79V166H82ZM35 166V165H34ZM177 166V167H175ZM235 166V168H234ZM10 167V166H9ZM158 169H157V168ZM220 167V166H219ZM78 168H83L84 167H78ZM85 168V169H86ZM181 168V169H180ZM222 168V167H221ZM193 169H196L198 171H193ZM220 169V168H218ZM243 169V170H244ZM66 170V169H65ZM223 170V169H222ZM246 171L248 170V168L245 169ZM80 171V170H79ZM114 171V172H115ZM221 170H217L215 173L211 174L212 177H216L219 172ZM234 171V172H235ZM117 172V171H116ZM224 172V171H223ZM233 172V173H234ZM55 173V172H54ZM230 173H229V176H230ZM245 173V172H244ZM247 173V172H246ZM232 174V173H231ZM210 175V174H209ZM216 175V176H215ZM236 175V174H235ZM193 177V175H191ZM233 177V176H232ZM113 178V177H112ZM194 178V177H193ZM226 178V176H225ZM231 178V176H230ZM236 178V176H235ZM238 178V177H237ZM236 178V179H237ZM254 178V177H253ZM122 179V178H121ZM228 179V178H227ZM232 179V178H231ZM1 180H4V179H1ZM0 180V185L2 183L3 185V182H1ZM106 180V179H105ZM110 180V179H109ZM222 180V179H221ZM226 180V179H225ZM224 180V181H225ZM9 181V180H7ZM134 181V180H133ZM235 181V180H234ZM233 181V183H234ZM190 182V181H189ZM193 182V181H192ZM201 182V181H200ZM231 182V181H230ZM5 183V182H4ZM11 183V181H10ZM14 183V182H13ZM12 183V184H13ZM127 183V182H126ZM194 183V182H193ZM224 186H222L223 188V191H222V195L224 197V200L229 204L231 205L232 202L234 201L232 199V196L234 194L231 193L230 191V187L228 185V183H225L223 182ZM219 182L216 184V183H212L209 185H207L209 188L211 187L212 189H216L217 186H218ZM6 185V184H5ZM4 185V186H5ZM17 185V184H16ZM15 183L14 185L12 186H16ZM55 185V186H54ZM9 186V184H8ZM220 186V185H219ZM10 187V186H9ZM18 187V185H17ZM134 187V186H133ZM132 187V188H133ZM139 187V186H138ZM206 187V186H205ZM221 187V186H220ZM1 188V186H0ZM6 188V187H5ZM16 187H14L15 189ZM96 188V187H94ZM127 190L130 188L126 187ZM3 191L2 192H6L4 191V188H1ZM7 189V188H6ZM13 189V188H12ZM108 187H99L98 189L96 188L95 191H97V194H100V193H104V192H108ZM211 189V190H212ZM111 190V189H110ZM125 190V191H127ZM210 190V189H208ZM116 191V190H114ZM130 191V190H129ZM172 191V192H171ZM117 192V191H116ZM208 192V193H207ZM235 192V191H234ZM11 193V192H10ZM113 193V192H112ZM130 193V192H129ZM249 193V192H247ZM6 194V193H5ZM4 194V195H5ZM257 194V193H256ZM101 195V194H100ZM99 195V196H100ZM134 195V194H133ZM245 195V194H244ZM126 196V195H125ZM124 195H120V196H117L113 201H111L109 204H107V206H112L114 208H112V210H115V211H121V210H124L125 208H128V209H132L134 212L136 210H139L136 206H131L134 202H132L131 205L129 204H117L115 205L117 202H119L120 200L119 199H124L125 198ZM129 197V195H127ZM132 196V194L130 195V197ZM184 196V197H182ZM220 196V195H219ZM59 197V196H58ZM62 197V196H60ZM127 200V199H126ZM129 200V199H128ZM139 200V199H138ZM137 200V201H138ZM233 200V201H232ZM232 201V202H231ZM92 201H88L87 203L83 204V205H80L79 208L81 209L80 213H78L77 211V208L76 207H73L74 208V214L72 216V220L73 219H85L90 213H93L95 212V210H97V208L99 209V207H92V205H90ZM123 202V200H122ZM130 202V200L128 201ZM189 202V201H188ZM237 202V201H236ZM68 203V202H67ZM101 203V202H100ZM0 204L2 205L3 204V200H0ZM64 204V203H63ZM72 204V203H71ZM136 204V203H135ZM202 204V203H201ZM65 205V204H64ZM67 205V204H66ZM134 205V204H133ZM137 205V204H136ZM139 205V204H138ZM186 205H188L186 203ZM73 206V205H72ZM140 206V205H139ZM201 206V205H200ZM205 206V205H204ZM203 206V207H204ZM61 207V206H60ZM92 207V208H91ZM105 207V206H104ZM103 207V208H104ZM141 207V206H140ZM202 207V206H201ZM72 208V209H73ZM91 208V209H90ZM116 208V209H115ZM83 209H85L83 211ZM102 209V208H101ZM136 209V210H135ZM143 209V210H144ZM185 209V208H184ZM100 210V209H99ZM213 211V210H212ZM217 211V210H216ZM76 212V213H75ZM103 212V211H102ZM125 212V211H124ZM131 212V211H130ZM182 212V211H181ZM88 214V215H87ZM108 214V213H107ZM161 214V213H159ZM169 214V212H168ZM109 215V214H108ZM181 215V218L178 221H171L172 223V227H173V230L174 232L175 231H183L185 230L187 233L189 231V229L193 226V223H188L186 226H180L181 222L187 218H190L188 217V215H185L182 217V214ZM100 216V215H99ZM160 216V215H159ZM167 216V215H166ZM214 216V214H213ZM216 216V215H215ZM78 217V218H77ZM138 217V216H137ZM142 217V216H141ZM168 217V216H167ZM172 217V216H171ZM175 217V216H174ZM37 218V217H36ZM252 218V216H251ZM39 220H41L43 222V224H46L43 220V218H39ZM143 219V218H142ZM163 219V218H162ZM165 219V218H164ZM179 219V218H178ZM229 219H232V218H223L221 221H227ZM77 221V220H76ZM144 221V220H143ZM154 221V220H152ZM156 221V220H155ZM160 221V220H159ZM190 221V220H189ZM259 222L263 223L264 224V220H263V215H262V211H256V214L253 216L252 219L249 220V223L246 225V227H248V231L250 232V234L252 233V231H250V229L253 230V232L255 231H258L260 229L263 230V228H260L259 227ZM49 223V222H48ZM152 223V222H151ZM155 223V222H154ZM164 223V222H162ZM170 223V222H169ZM221 223V222H220ZM49 224H53V223H49ZM49 224H46L48 226H46L47 228H50V225ZM161 224V223H160ZM241 224V221L240 223ZM245 224L244 223V226H243V222H242V227L241 225L237 226L235 228V231L232 232L230 230V228H228L227 230H230V232L228 231H225L224 233H220L219 235V241L220 243L219 244H216L212 241L210 242H204L203 241V238H204V235H197L195 236V238H193L191 236V233L189 234H184L183 233V236H180V237H177L175 238V236H173V238H175L177 242H175L174 240H170L169 238H167L164 234H162L161 236H150V238H148L149 240H147V243L148 245L146 244V240H135V241H131L128 243V240L125 239L123 241H120V243L122 244L120 247H114V246H109V249L108 250H105L103 252H101L103 250V247L101 248L102 250L101 251H98L97 248L100 247V245H104V243H100L99 246H95L93 245L92 241L91 240H79L81 242H73V247L74 248H78L79 245H82V246H88L89 244L91 246H93L94 249L93 252L91 253V257L89 259L88 262H92V263H89V264H96V262H98V264H109V262L111 261H114L115 264H223L224 261H226L227 263L229 264H243L245 263L246 261H250V260H254L256 258V254H255V251H252L251 248L257 250V243H259L261 246H262V249L264 247V242L262 243L263 239L264 238H261L259 239V237L257 236V234L255 233V235H253V237H251L252 235H248L245 231H244V228H245ZM152 225V224H150ZM162 225V224H161ZM184 225V224H183ZM45 226V225H43ZM165 225H163L164 227ZM263 226V225H262ZM261 226V227H262ZM157 227V226H156ZM170 228V227H169ZM51 229V228H50ZM118 229V228H117ZM133 229V228H132ZM247 229V228H246ZM100 230V229H99ZM109 230V229H108ZM111 230V229H110ZM120 230V228H119ZM172 230V228L170 229ZM172 230V231H173ZM107 231V230H106ZM129 231V230H128ZM171 231V232H172ZM109 232V231H108ZM244 232V233H243ZM77 233V232H76ZM179 233V232H178ZM182 233V232H180ZM260 233V232H259ZM263 233V232H261ZM75 234L74 233H71L69 234L70 236H73ZM88 234H91V233H88L87 232V235ZM100 234V233H99ZM111 234V233H104L102 235H99L98 238H100V240L102 241L101 238H107L108 235ZM159 234V233H158ZM174 234V233H173ZM243 234V235H242ZM160 235V234H159ZM179 236V235H178ZM244 236V237H243ZM60 237V236H59ZM58 239V238H57ZM156 239H160L162 241V243L156 245V246H152V242H154V240ZM174 241V242H173ZM109 242V241H108ZM110 243V242H109ZM89 245V246H90ZM65 245H63L62 247H58L57 251H59L60 249L64 248ZM180 246V247H178ZM182 247V248H181ZM194 248L193 251L190 250V248ZM178 248V250L174 251V249ZM189 248V249H188ZM90 249V247L88 248ZM221 253V255H225V257H223L222 261L217 257V255H215V253ZM101 253V254H100ZM86 254L87 253H84L82 255H80L81 257H83V260H77V257L74 256V259L77 260V263L76 264H88L87 260L86 259ZM220 255V256H221ZM223 255V256H224ZM25 256V255H24ZM109 258H108V257ZM194 259V260H192ZM44 259H42L43 261ZM260 261V260H259ZM45 262V261H44ZM43 263V262H42ZM63 264H71L70 261H66V262H63ZM11 264H17L16 262L15 263H11ZM30 264V263H29ZM57 264V263H55ZM225 264V263H224ZM250 264H257V262H251Z\"/></svg>","mask_w":264,"mask_h":264}]
</instances>
